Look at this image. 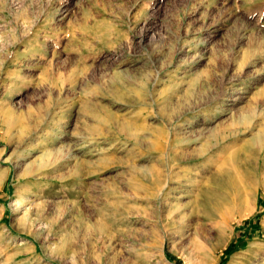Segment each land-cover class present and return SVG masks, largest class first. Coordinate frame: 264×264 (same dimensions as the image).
Returning a JSON list of instances; mask_svg holds the SVG:
<instances>
[{
	"label": "rangeland",
	"instance_id": "374dc122",
	"mask_svg": "<svg viewBox=\"0 0 264 264\" xmlns=\"http://www.w3.org/2000/svg\"><path fill=\"white\" fill-rule=\"evenodd\" d=\"M263 140L264 0H0V264H264Z\"/></svg>",
	"mask_w": 264,
	"mask_h": 264
},
{
	"label": "bare ground",
	"instance_id": "6f19581e",
	"mask_svg": "<svg viewBox=\"0 0 264 264\" xmlns=\"http://www.w3.org/2000/svg\"><path fill=\"white\" fill-rule=\"evenodd\" d=\"M258 135H260V134H258ZM257 137V136H256ZM259 138H260V136H259ZM257 139V138H256ZM261 140V139H260ZM260 140H257L258 142L260 141ZM255 141V140H254ZM262 141V140H261ZM261 141H260V143H261ZM264 141V140H263ZM250 142V141H249ZM262 147V146H261Z\"/></svg>",
	"mask_w": 264,
	"mask_h": 264
}]
</instances>
